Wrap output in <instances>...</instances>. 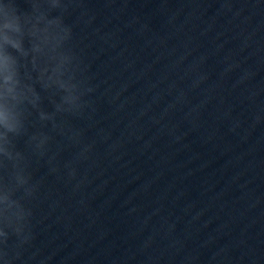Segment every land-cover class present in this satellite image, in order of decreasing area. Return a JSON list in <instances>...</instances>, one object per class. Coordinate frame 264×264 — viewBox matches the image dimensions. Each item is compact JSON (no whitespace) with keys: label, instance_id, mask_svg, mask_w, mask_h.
I'll list each match as a JSON object with an SVG mask.
<instances>
[{"label":"water","instance_id":"obj_1","mask_svg":"<svg viewBox=\"0 0 264 264\" xmlns=\"http://www.w3.org/2000/svg\"><path fill=\"white\" fill-rule=\"evenodd\" d=\"M66 22L95 91L32 158L14 264H264V0H70Z\"/></svg>","mask_w":264,"mask_h":264},{"label":"clouds","instance_id":"obj_2","mask_svg":"<svg viewBox=\"0 0 264 264\" xmlns=\"http://www.w3.org/2000/svg\"><path fill=\"white\" fill-rule=\"evenodd\" d=\"M69 6L70 0H0V264H14L34 238L29 204L38 184L30 169L53 139L46 129L63 135L58 117L80 115L90 106L84 97L95 91L69 47ZM65 167L73 178L75 168Z\"/></svg>","mask_w":264,"mask_h":264}]
</instances>
